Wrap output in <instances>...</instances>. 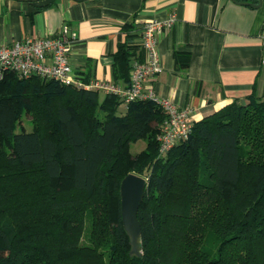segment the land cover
Masks as SVG:
<instances>
[{"label": "trees", "instance_id": "trees-1", "mask_svg": "<svg viewBox=\"0 0 264 264\" xmlns=\"http://www.w3.org/2000/svg\"><path fill=\"white\" fill-rule=\"evenodd\" d=\"M28 1L36 10L55 2ZM121 28L111 71L125 86L143 57L142 25ZM174 59L185 67L190 52L174 50ZM165 117L150 99L124 103L1 70L0 264H264V95L194 121L160 153ZM139 139L145 145L133 154ZM131 172L146 178L138 256L121 220L120 181Z\"/></svg>", "mask_w": 264, "mask_h": 264}, {"label": "crops", "instance_id": "crops-1", "mask_svg": "<svg viewBox=\"0 0 264 264\" xmlns=\"http://www.w3.org/2000/svg\"><path fill=\"white\" fill-rule=\"evenodd\" d=\"M246 1L258 2L55 0L36 10L28 0H0V44L25 35L58 33L66 26L68 34L74 33L69 59L76 74L113 81L110 53L125 39L122 25L171 18L172 25L157 37L161 70L147 84L159 96L189 109L197 121L234 99L264 95V0L259 6ZM174 50L190 52L187 66H176Z\"/></svg>", "mask_w": 264, "mask_h": 264}, {"label": "built area", "instance_id": "built-area-1", "mask_svg": "<svg viewBox=\"0 0 264 264\" xmlns=\"http://www.w3.org/2000/svg\"><path fill=\"white\" fill-rule=\"evenodd\" d=\"M172 23L171 18H151L142 24L143 57L133 62L130 81L125 86L105 79L87 81L76 74L69 59L72 50L70 37H74V33L68 34L66 26L58 33L46 36L25 35L10 43L0 44V71L10 69L22 77L38 75L85 89L112 92L124 103L135 99L152 100L166 113L162 129L157 135L159 152L163 153L187 138L194 122L189 109L181 108L174 101L159 96L153 87L147 84L161 70L157 37ZM260 38L264 46V28L260 32Z\"/></svg>", "mask_w": 264, "mask_h": 264}, {"label": "water", "instance_id": "water-1", "mask_svg": "<svg viewBox=\"0 0 264 264\" xmlns=\"http://www.w3.org/2000/svg\"><path fill=\"white\" fill-rule=\"evenodd\" d=\"M246 3L259 6L261 0H258L257 3L248 1ZM145 185L146 178L131 172L121 179L119 186L122 225L129 237V253L136 256L141 253V225L137 218V211L143 197Z\"/></svg>", "mask_w": 264, "mask_h": 264}, {"label": "rangeland", "instance_id": "rangeland-1", "mask_svg": "<svg viewBox=\"0 0 264 264\" xmlns=\"http://www.w3.org/2000/svg\"><path fill=\"white\" fill-rule=\"evenodd\" d=\"M119 110H122V111L124 110V105L123 104H121L119 106ZM22 121H23L22 123L25 126V128L26 129H30L31 125H30L29 119L23 117V120ZM144 145H145V141L143 139H139L137 141L132 142L130 144V151H131V153L134 154V153L140 151L144 147ZM88 230H89V222H88V220H86V222H85V229H84V235H83V238H82V240L85 241V242L87 241Z\"/></svg>", "mask_w": 264, "mask_h": 264}]
</instances>
